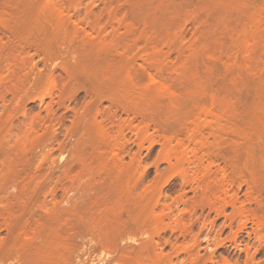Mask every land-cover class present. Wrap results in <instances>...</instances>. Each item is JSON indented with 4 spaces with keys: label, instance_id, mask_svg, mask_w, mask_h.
<instances>
[{
    "label": "rangeland",
    "instance_id": "rangeland-1",
    "mask_svg": "<svg viewBox=\"0 0 264 264\" xmlns=\"http://www.w3.org/2000/svg\"><path fill=\"white\" fill-rule=\"evenodd\" d=\"M0 264H264V0H0Z\"/></svg>",
    "mask_w": 264,
    "mask_h": 264
},
{
    "label": "bare ground",
    "instance_id": "bare-ground-1",
    "mask_svg": "<svg viewBox=\"0 0 264 264\" xmlns=\"http://www.w3.org/2000/svg\"><path fill=\"white\" fill-rule=\"evenodd\" d=\"M165 56V55H164ZM163 56V57H164ZM162 57V56H161ZM160 57V58H161ZM159 84V83H158ZM160 86V87H159ZM159 89L160 88H163V84L162 83H160L159 84ZM165 88V87H164ZM164 88H163V92L165 93H167V92H169L170 94H171V92H170V90H167L166 88H165V90H164ZM167 90V91H166ZM159 92H161V91H159ZM167 159V158H166ZM165 161V160H164ZM166 162H168V164L170 165V162L171 161H169V159L168 160H166ZM160 194L161 193H159L158 195H157V199H156V201H155V205H157L158 204V200H159V196H160ZM227 193L225 192V195H226ZM180 198H181V196H180ZM250 201V200H249ZM237 202V196L236 195H232V196H230L229 197V201H226V200H224L223 201V203H222V210L221 209H215V212L216 213H219L218 214V216L221 214L223 217H225L226 215H225V207L228 205V206H230L232 209H234L235 208V203ZM181 203L183 204V205H185L186 204V202L185 201H182V199H181ZM164 206V209L163 210H161L160 212V216H163V217H166V216H168L169 217V215L167 214L169 211H170V206H168V205H163ZM184 211V210H183ZM238 215H240V216H242L243 217V215H244V207L243 206H240L239 208H238ZM250 220H251V224L252 225H254L255 227H258L259 226V224H258V221H257V218H256V216L252 213L250 216ZM226 219V218H225ZM177 220V219H176ZM178 221V220H177ZM177 221H175V222H177ZM247 221V220H246ZM181 222V221H180ZM182 225V224H181ZM245 226H246V224L245 223H243V225L241 224L240 226H239V228L237 229L238 230V232H240V231H242L244 228H245ZM169 227V226H168ZM168 227H164V228H168ZM182 227V226H181ZM180 227V228H181ZM175 228V227H174ZM171 229V228H170ZM173 229V228H172ZM183 229H184V227H183ZM165 230V229H164ZM185 230V229H184ZM172 231V230H171ZM250 233H252V234H254L255 235V237H258V234H257V232H256V229H251V232ZM157 235V234H156ZM235 236V235H234ZM249 236V235H248ZM174 248V247H173ZM174 249H176V248H174ZM187 250V249H186ZM175 251V250H174ZM178 251V250H177ZM175 254H178V253H176L175 252ZM158 257H157V261H158V259H160V258H164V259H170L171 260V256L170 255H165V254H163L162 252L160 253V254H156ZM161 260V259H160ZM167 261V260H166ZM170 262V261H169ZM224 263V262H223Z\"/></svg>",
    "mask_w": 264,
    "mask_h": 264
}]
</instances>
